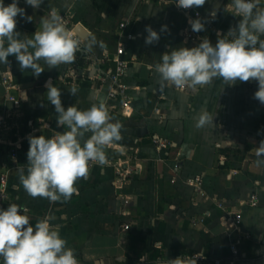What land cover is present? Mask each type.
<instances>
[{
	"label": "crops",
	"instance_id": "0c3cea01",
	"mask_svg": "<svg viewBox=\"0 0 264 264\" xmlns=\"http://www.w3.org/2000/svg\"><path fill=\"white\" fill-rule=\"evenodd\" d=\"M226 2L207 0L193 10L206 22L217 6L216 26L226 34L240 19L222 11ZM19 6L33 17L31 22L17 17L21 39L31 38L41 17L56 8L59 14L73 15L74 28L66 25L68 30L83 26L86 36L78 37L84 49L99 58L105 50L115 52L119 24L128 19L136 36L126 51L127 58H134L126 79L132 111L124 115L119 104L112 108L107 86L95 79L63 81L67 64L52 69L43 65L45 70L34 77L10 56L9 63L0 64V116L12 115V129L0 143V177L6 179V200L0 207L27 208L33 226L47 220L67 241L78 264H188L186 257L193 253L213 261L230 257L232 244L239 249L236 264H264V156L257 155L259 144H264V105L254 99L257 81L233 86L216 78L195 90L162 82L154 71L160 56L196 46L206 36L205 29L196 32L201 39L186 41L182 30L187 16L170 0H45L37 10L20 0ZM146 25L160 33L158 42L145 43ZM162 25L166 31H160ZM93 36L96 43L88 50L85 45ZM217 39L214 35L210 41L214 45ZM5 74L17 86L9 93L21 98L19 110L1 82ZM49 79L61 90L65 109L76 105L83 110L103 102L112 122L122 125L121 140L104 149L107 163H90L87 178L75 182L76 192L67 201L30 197L18 180V170L27 167L29 144L15 159L8 143L18 131H28L30 122H44L45 137L67 130L57 126L54 106L46 99ZM201 113L213 116V123L198 129L195 120ZM90 136L85 133L84 138ZM120 164L130 173L122 196L114 186ZM255 195L257 205H251ZM234 212L242 214L240 230L225 224Z\"/></svg>",
	"mask_w": 264,
	"mask_h": 264
},
{
	"label": "clouds",
	"instance_id": "9594fccd",
	"mask_svg": "<svg viewBox=\"0 0 264 264\" xmlns=\"http://www.w3.org/2000/svg\"><path fill=\"white\" fill-rule=\"evenodd\" d=\"M24 4L37 10L45 0H23ZM207 0H170L182 9L199 8ZM20 0L5 4L0 0V64L9 63L14 56L20 70L30 69L34 77L45 70L69 64L81 46L67 29L56 8L40 19V28L31 38L21 39L16 30L17 17H33L26 14ZM220 9L214 6L210 16L214 20ZM222 11L239 17L238 23L226 34L217 31L213 43L203 38L196 46L178 47L166 51L154 66L162 82L179 90L197 89L216 78L224 85H235L250 79L258 83L254 99L264 105V0H227ZM193 32L205 30V21L199 17L189 19ZM167 25L161 26V32ZM146 44L159 41L160 33L150 25L145 26ZM95 37L85 45L91 50ZM46 99L54 106L57 126L63 133L52 137L29 136L27 167L20 168L18 180L24 191L33 198H46L50 202L67 201L76 192L75 182L87 178L89 164L104 165L107 157L104 149L121 140L122 125L112 122L104 103L92 104L87 109L76 105L65 109L61 101V90L51 79L45 82ZM77 89L70 88L75 95ZM213 123V116L201 113L196 117L195 127L204 128ZM91 136L85 139V133ZM258 156H264V144H259ZM27 208L9 204L0 207V264H78L67 241L61 237L47 220L33 226ZM179 259V258H177Z\"/></svg>",
	"mask_w": 264,
	"mask_h": 264
},
{
	"label": "built area",
	"instance_id": "2783aa9c",
	"mask_svg": "<svg viewBox=\"0 0 264 264\" xmlns=\"http://www.w3.org/2000/svg\"><path fill=\"white\" fill-rule=\"evenodd\" d=\"M189 19H196L197 17L201 18L199 12H194L193 8L182 9L179 8ZM62 21L65 25L73 26L72 20L73 15L70 12L60 13ZM129 20H122L119 24V38L116 43L115 52H109L105 50L102 54V57H96L84 49L82 45V39L71 29L74 38L80 40L81 46L75 53V59L73 62L67 64L65 73L62 76L63 81L77 80L81 78H91L97 80L102 86H107V101L112 104V108H116V105L119 104L120 110L124 115L131 114L132 111V97L130 96V86H128L126 79L128 77L129 65L134 58H127L126 51L129 42L135 39V34L129 30ZM74 28V26L72 27ZM206 36L211 40V37L217 35L218 28L216 26V18L213 20L211 16L206 20L205 24ZM182 36L186 41L201 39L203 36H199L196 32L191 30V26L188 23L187 26L182 30ZM94 70L93 73H91ZM1 82L5 86L7 92L12 89L17 88L13 84L12 79L8 74L2 75ZM138 89V87H133ZM9 101L13 102L15 108L19 110L22 105V100L20 97L13 96L10 93L8 94ZM11 114L1 115L0 116V143L4 141L3 134L7 130L12 129V124L10 122ZM29 130L25 132H17L15 134L16 139L9 141V146L12 147L11 153L13 158L18 159V155L23 151L25 143L29 144V136H39L42 133V129L45 128V125L36 126L34 123L30 122L28 124ZM161 146H165L163 142L157 140ZM128 169L124 168L120 164L117 168V178L114 183V186L119 190V196H122L120 193L124 190L125 186L128 184L129 177ZM197 181L200 183V178H197ZM6 186V179L0 177V202L6 200V193L4 188ZM251 205H257V196H252L250 201ZM242 221L241 212H234V214L227 218L225 224L230 228H235L240 230ZM128 225H125V229H128ZM232 255L226 259L216 258L213 261H208V258L200 253H193L186 257L185 262L188 264H236L240 259L239 249L236 244L231 246Z\"/></svg>",
	"mask_w": 264,
	"mask_h": 264
},
{
	"label": "water",
	"instance_id": "95a60500",
	"mask_svg": "<svg viewBox=\"0 0 264 264\" xmlns=\"http://www.w3.org/2000/svg\"><path fill=\"white\" fill-rule=\"evenodd\" d=\"M75 32L80 36L81 38H84L86 36V31L84 30L83 26H77L75 28Z\"/></svg>",
	"mask_w": 264,
	"mask_h": 264
},
{
	"label": "rangeland",
	"instance_id": "374dc122",
	"mask_svg": "<svg viewBox=\"0 0 264 264\" xmlns=\"http://www.w3.org/2000/svg\"><path fill=\"white\" fill-rule=\"evenodd\" d=\"M38 122H39V125H44L45 124L44 122H41V121H38ZM121 123H125L126 124V122H123V121ZM128 123L129 124H134L135 122L131 121V122H128Z\"/></svg>",
	"mask_w": 264,
	"mask_h": 264
}]
</instances>
